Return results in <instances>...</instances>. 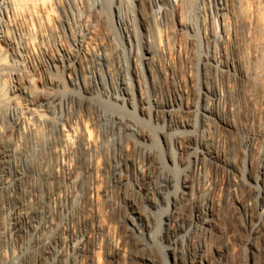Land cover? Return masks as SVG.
Returning a JSON list of instances; mask_svg holds the SVG:
<instances>
[{
    "label": "rangeland",
    "instance_id": "rangeland-1",
    "mask_svg": "<svg viewBox=\"0 0 264 264\" xmlns=\"http://www.w3.org/2000/svg\"><path fill=\"white\" fill-rule=\"evenodd\" d=\"M18 1L21 3L20 0H0V34L4 23L5 37L15 43L13 52L0 39V79L4 81L1 79V86L7 85L1 87L6 89V92L2 90L4 94L9 93V79L3 73L19 71L17 81L23 84L34 101L56 95L65 99L70 106V112L63 111L61 114L57 109L52 117L44 111L40 112L46 117L65 121L68 116V119H76L77 122L87 121L91 133L95 137L98 135L99 139L114 116L121 120L120 124L131 120L138 130V134H132L120 125L119 131L115 132L118 135H115L120 141L122 156L128 155L142 166V173L137 176L142 191L135 198L142 209V234H132L124 224L126 201L131 197L129 182L125 187L113 189L114 203L108 205L103 196L95 197L88 191L90 176L86 171L87 155L75 149L70 156L73 166L76 163L74 171L79 174V181L75 185V189L79 190L70 210L74 229L77 232L89 230L90 221L94 218L88 212L92 202L97 205L100 222L107 226L96 240L91 238L85 243L86 250L97 243L98 264H142L143 254H148L154 264H169L170 257L165 256L162 247L165 242L161 220L166 203L171 200L177 204L179 222L187 223L191 217L187 203L189 197L185 196L186 200L178 195L179 180L189 163V147L196 146L191 142L190 134L193 132L191 129L196 130L201 126L198 110L201 93L206 88L218 92L220 97L216 108L223 122L217 118L206 121L203 139L213 147L216 156L205 158L199 174L193 177L194 201L206 200L213 210L211 226L199 235L205 241L206 253L214 264H264V235L256 234L251 228L264 199V184L261 180L252 183L250 179L251 174L257 175L258 166L264 165V0H37L38 3L34 0L31 5L28 4L31 2H27L30 0H23V4L26 2L25 6L21 3L23 7L16 5ZM216 13L223 18V36L213 39L208 30L206 42L203 24L208 26L210 18ZM116 14L126 30L116 21ZM65 18H68L67 23ZM27 38L33 40L35 49L27 45ZM128 40L132 43V51L136 52L135 57H131ZM86 49L88 53H85ZM148 52L150 57L144 59ZM98 55L102 58L100 62L96 57ZM134 65L144 98L155 97L158 101L171 98L173 90L177 89L182 95V108L185 105L195 107L193 112L189 113L183 108L178 113L182 120L191 122V129L179 126L173 131L160 132L161 124L156 123L146 111L142 115L138 110L115 101L98 86L84 98L82 85L72 87L67 77L76 75L73 71L75 67L79 71L83 69L80 72L85 86L90 90L96 69H107L116 77L121 66L127 71L129 86L137 96L132 74ZM54 119L48 125L35 124L36 137L26 130L22 132L26 144L21 155V168L31 185L38 187L35 196L31 195V203L27 204L32 208L29 207L30 210L38 209L47 194H55L62 185L61 176H54L51 168L56 155L49 146L59 145L61 141ZM31 122H34L33 119ZM136 136L141 142L137 146L131 141ZM10 145L8 133L0 132V148H9ZM108 167L106 160L102 172H98L99 185L106 184ZM44 171L49 174L47 178H44ZM203 178L207 182L205 186L201 185ZM148 183L150 200L144 196ZM168 184L171 186L168 187ZM28 186L26 192L31 193L33 187ZM1 195L7 201L3 191ZM235 201L243 205L241 212H235ZM149 206L154 208L149 211ZM48 208L55 222L66 216V209H60L53 202ZM244 211L249 214L250 222L244 219ZM4 217L3 214L1 223ZM146 224L150 226L154 242L149 246L145 245L148 239ZM53 227L48 234L55 237L57 231ZM63 235L61 237L65 238ZM0 244L13 246L16 254L20 251L22 254H41L39 247H31L33 243L27 235L15 239L3 235ZM183 244L175 250L182 262L188 259L193 248L191 242ZM217 251L222 254L216 256ZM110 255L114 256L116 262L112 261ZM50 261L41 264H55Z\"/></svg>",
    "mask_w": 264,
    "mask_h": 264
},
{
    "label": "bare ground",
    "instance_id": "bare-ground-1",
    "mask_svg": "<svg viewBox=\"0 0 264 264\" xmlns=\"http://www.w3.org/2000/svg\"><path fill=\"white\" fill-rule=\"evenodd\" d=\"M20 1L22 3L23 0ZM33 1L34 0L32 1L30 0L27 2H31L28 3L29 5H31ZM36 1L35 3H38L39 1L43 2L41 0L37 2ZM21 3L18 1L16 5H20L21 7H23L22 5L26 4L25 2L24 4L22 3L21 5ZM14 9L15 6L13 8V11ZM19 11L21 10H18V12ZM115 17L117 18L116 21L118 22L120 27L123 30H126V26L125 27L123 26V22L120 16L116 14ZM67 19L68 18H65L66 23H67ZM5 27L6 26L3 23V31L0 34V39L4 40L8 48H12L11 51H13L14 50L13 47H15V43L14 40L5 37L6 34ZM26 43L32 49H35L33 48L35 44L32 39H28ZM128 44L130 47L131 57L132 56L135 57L136 52L132 51V43L129 40H128ZM85 53H88L87 49L85 50ZM148 54L149 55L145 56L144 59L150 57L149 52ZM96 57L99 59L100 62V60L102 59L100 55ZM134 64H136V62ZM119 67L120 70L117 72L116 77H114L107 69L104 70L93 69L95 71H94V77L91 80L90 90L89 88H87V86H85V83L83 81V75L80 72L83 69L79 71L78 67L75 68L73 67L74 75L75 74L76 75L74 77L68 75L67 77L72 87L82 85L85 93L82 97L84 98H86V95H89L91 93V89L96 88L98 86L103 92H105L115 101L122 102V104L128 105L131 109L133 108L138 110L139 112L142 113V115L146 111L145 113L146 114L148 113L155 120L156 123L161 124V130H159L160 132L164 133L165 130L176 129L179 126L185 127V129L186 127L187 128L189 127L190 129L193 127L190 121L182 120L180 117L181 115L179 116L178 114L180 111L184 109L189 113L191 111L193 112L195 108L194 106L191 105H185L183 106L184 109L182 108V95L179 90L174 89L171 98H165L159 101L155 97L151 99L144 98L141 94V86L139 83L137 68L136 65H134L132 68V74H133V78L136 81V90L138 92L136 93L137 96H135V94L133 93L132 89L129 86L130 78L127 74V71L125 70L124 67L121 66ZM10 71L9 72L6 71L5 73H3V76L5 75V78L9 79V85L7 87L8 88L7 93L9 92L8 94H4L6 92V89L1 87L3 86L6 87L7 85L5 84L3 85L4 81L1 78L3 81L2 82L3 86H1V79H0V132L1 133L7 132L9 138H11V145L9 146V148H5V147L0 148V237H2L3 235L7 237L8 235L10 239L12 238L15 239L16 237H19L21 235L22 236L27 235L33 243L31 247L33 249L35 248L37 249L39 247L41 249L40 251L41 254H22L21 251L19 254H16L15 250L13 249V246L7 247V245L3 246L0 244V264H3L2 262H4L5 264H41V262L43 261L45 263L46 260L48 261L51 260L55 264H98L99 254H98L97 243H94V245L92 244V247L91 248L89 247L90 249L88 248L87 250L85 248V243L87 242L88 239L91 238H94L96 240L98 237L97 235L105 232L106 231L105 227L107 226L105 224L104 226L100 222V213L97 210V205H94V203L92 202V204L89 205L88 212L94 215V218L93 219L91 218L92 220L90 221L89 224L90 225L89 230L83 229V231L77 232L75 230L76 228L74 229L73 226L74 224L72 225L73 221L71 222L70 220L71 219L70 215L72 214V213L70 214V212L72 211L71 207L74 204L73 201L75 200L74 198L76 197V193H77L76 191L79 190V189L77 190L75 189V185L77 181H79L78 180L79 174L77 175L76 172L74 171V169H76L74 168L76 166V163L75 166H73L72 162H70L72 160L70 156L73 155L72 152L75 151V149L76 150L80 149L82 150V152H84L87 155L86 157L88 163H87L86 171L90 176L88 191L90 190V192L95 197L103 196L104 199L107 201L108 205H112L114 203L113 194H112L113 189H120L122 186L125 187L129 182L131 197H129V199H127L126 201L127 210L124 216V224L125 227L132 234L133 233L142 234L141 228L143 227L140 223V220L143 216L141 214L142 209L139 208V206L136 203V199H137L136 197L139 196V193L142 191L141 184L139 183L137 177L142 173V166L140 163L137 162L138 160L136 161L128 157V155L122 156V154L119 151V148L121 146L120 141H117L116 139L117 138L116 135L118 134L115 133L119 131L121 127L120 125H123L126 132L132 134L133 133L138 134L137 132L138 130L136 131L135 128V123L132 122L131 120L130 121L127 120V122H125L124 124L122 123L120 124L121 120L117 116H114V118L111 117L112 118L111 124L105 127V129H103L102 138L99 139L98 135L97 137H95V135L93 136V133H91V128L88 125L89 122L86 123L87 121L84 122L82 120V122H77L76 119L75 120L71 118L68 119V116H67V120L65 121L62 120L57 121L54 119V117L51 118L52 117L51 115L56 114L57 109L59 110V112H61V114H63L62 113L63 111H65V113H68V111L70 110L69 109L70 106L68 107V105L66 104L67 101L65 102V99L63 100L62 97H58L56 95H50L46 97L43 96L44 98L41 99L40 101L37 102L34 101L25 90V87H23V84L21 85L17 81L18 80L17 74L19 71L18 72L17 71L10 72ZM29 82L30 80H28V83ZM3 89L5 90V92H3L4 91ZM209 94L211 95V97H209L210 96ZM200 97H201L200 99L201 103L199 106L198 113L201 116L202 123L198 129L196 130L191 129V131L193 132L188 131L189 129L187 130L188 132H191V134L189 133L191 135L190 139H192L193 141L191 140L190 141L194 145L196 144V146L189 147V149L191 148V151L189 153L190 154L189 163L188 165H186L185 169L181 174L179 180L180 188L178 190L179 192L178 195H180L181 197L183 198L185 196L189 197L188 200L186 199V197L185 199L189 204L191 217L187 223L179 222V220L177 219L178 217L176 212V210H178L177 204L175 200H171L166 203L167 208L165 209V212L163 213V217L161 220L163 223L162 237L165 242V244L162 247L163 250L165 251V256L170 257L169 264H214L212 258H209V256L206 253L205 241L199 235L201 232H205L206 230H208L209 227L211 226L213 221L212 220L213 210L206 200H202V202L194 201L192 196V188H193V177L196 174H199V168H201L200 166L202 162L204 163L205 161L204 159L207 157L213 158L214 154L216 156L213 147L210 146V144L206 139H203L204 138L203 134H205L206 132V128H205L207 124L206 121H209L208 119H213V118H217V120L222 121L221 120L222 118L220 119L218 115V110L216 108L218 103L217 102L218 98L220 97L218 92H216V90L209 91L206 88L202 91ZM210 100L211 103H209ZM42 111L48 113L51 117L50 118L49 116L46 117V114H44L45 115L44 117V115H42L43 113L40 114V112ZM32 119L34 122H31ZM51 119L52 120L54 119L55 121V127H57L56 130L59 131L58 132L60 137L59 139L61 140V141L59 140L60 141L59 145L49 146V148L51 147L52 151L56 155L55 163L52 165L53 167L51 168L54 176H61L62 185H60L61 186L60 188L58 189L56 188L57 192L56 193L54 192L55 194H51L52 192L50 194H47L46 198H44L45 200L41 201V203L39 204L38 209L30 210L32 208L29 206L30 207L29 209V207H27V204L31 203V199H30L32 197L31 195L35 196V192L37 191L38 187L34 188L35 186L33 187L31 185L29 178L26 176V172L24 173V171L21 168L22 166L21 155L22 153L24 154L23 152L25 150L24 144H26L23 142L24 139L22 138V132L26 130L27 132H29V135L31 134L32 137L33 136L36 137L35 135L37 131L36 125L39 123H42L43 125L45 124L48 125L49 123H51L52 121ZM93 122L94 121H92V123ZM198 136H200V138H198ZM71 137L74 140L73 139L71 140ZM131 141L136 146L137 144L141 143L137 136ZM106 160L109 166L107 171L108 174L107 182L106 184L104 183V185L102 184L99 185L100 178L98 176V172L101 170ZM48 175H49L48 172L44 171V178H47ZM204 179L205 178H203L201 182L202 186H205L207 183L204 181ZM250 179L252 183H256L257 181L261 180V182L264 184V165L262 164L259 165L257 169V175L251 174ZM149 183L144 188V196L146 197L147 200H150L148 194L150 190ZM28 185L34 188L31 189L32 190L31 193L26 192V187ZM167 186L170 187L171 184H168ZM2 191L4 192L7 201H4V199L2 198L1 195ZM91 193L90 195H92ZM12 198L13 200L11 201ZM2 199L4 202L2 201ZM50 202H53L55 205L57 204L60 209H62V207L66 209V213H65L66 216L64 217V219L62 218L63 220L55 222L56 220L54 221L52 216H50L49 208L51 207L48 208ZM261 204L262 205H260V207H258L257 209L258 216L253 221V223H251L252 224L251 228L253 232L263 236L264 235V199L262 200ZM242 206L243 205L239 201H235L233 203V208L235 212H241ZM152 207L149 206L148 210L151 211ZM88 212H86L87 215L89 214ZM3 214L5 216L4 217L5 219L4 222L1 223V220H3ZM248 215L249 214H247L246 211H244V217H245L244 219L250 222L251 219L249 218ZM53 226L57 231L56 235L58 237L57 236L53 237L52 234H48V230ZM63 234H65V236ZM145 234L148 237V239L145 240V245L149 246L152 243H154L151 238L150 226L147 224H146ZM61 235H63L65 238H62ZM183 242H191L193 245V248L191 249L192 251L188 256V259L186 258L185 261L183 260L184 262L181 261L180 257L175 252L176 248H178L180 244H183ZM221 254H222L221 251L216 252V256H220ZM110 257L114 262L115 261L114 256L110 255ZM141 263L154 264V260L150 256H148V254L147 255L143 254V257L141 258Z\"/></svg>",
    "mask_w": 264,
    "mask_h": 264
},
{
    "label": "built area",
    "instance_id": "built-area-1",
    "mask_svg": "<svg viewBox=\"0 0 264 264\" xmlns=\"http://www.w3.org/2000/svg\"><path fill=\"white\" fill-rule=\"evenodd\" d=\"M208 30L210 32V36L213 39H221L224 33L222 16H219V14L216 13L213 17L210 18L208 26L203 24V38L206 42L208 38Z\"/></svg>",
    "mask_w": 264,
    "mask_h": 264
}]
</instances>
